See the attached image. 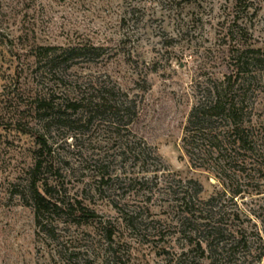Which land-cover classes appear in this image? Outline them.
Listing matches in <instances>:
<instances>
[{"label":"rangeland","instance_id":"1","mask_svg":"<svg viewBox=\"0 0 264 264\" xmlns=\"http://www.w3.org/2000/svg\"><path fill=\"white\" fill-rule=\"evenodd\" d=\"M38 46L85 50L49 72ZM250 50L264 58V0H0V264H264L260 68L232 77L246 149L218 155L187 131ZM103 100L121 123L85 108ZM215 127L221 146L228 125ZM38 158L61 206L44 232Z\"/></svg>","mask_w":264,"mask_h":264},{"label":"trees","instance_id":"2","mask_svg":"<svg viewBox=\"0 0 264 264\" xmlns=\"http://www.w3.org/2000/svg\"><path fill=\"white\" fill-rule=\"evenodd\" d=\"M84 50L85 47L83 48L79 46L67 48L38 46V48H36V55L39 58V66L51 72L54 67L58 66V64L75 61ZM248 53L250 56L241 54L238 57L234 65L235 71H233L230 76H227L225 82H222L220 87H216L212 91L210 101L195 106L189 116L187 131H194L195 135L190 138H205V140L210 144V147H212L214 152L218 155H223L224 151H229L230 149L228 148V145L231 146L232 149L237 148V150L246 149V147L249 146L248 137L246 135L247 131L240 125L242 108L239 107V96L233 92L234 82L237 79L240 80L246 75H250L248 74V71H250V68L253 66L259 67V72L264 74V58L258 55L259 52H256L255 50H250ZM233 75L236 76V80L234 82H232ZM250 77V79H253L252 75H250ZM48 101L49 100L46 98L40 101L38 107H42V109L38 108V110H43L45 113H48L52 107V105L49 106ZM242 103L244 102H241V104ZM68 107L75 112L79 109L80 103L72 102ZM85 108L90 109V114H96L99 111H109L115 116L117 121L120 117H122L121 114L124 111L122 104L111 102L110 100H103L97 104L88 103ZM121 121L122 120L119 119L118 122L121 123ZM220 121H225L228 125V128L224 133V141L221 143V146L217 143L219 140L218 137L221 134L216 133L217 128L215 127ZM41 139L43 140L41 144L46 146V141L43 138ZM186 141L187 137L183 138V142L186 143ZM42 152H44V150L41 151V153ZM45 163L46 162L43 158L37 159L34 167L33 179L30 182V198L35 211L36 225L41 232H44L47 229L48 222L46 221V217L53 211L61 208L60 204L48 198V196L51 195L50 191L52 188L47 187L44 192L40 191V180L37 178V175L43 169ZM186 207H188V205H186ZM107 233L109 241H112L113 233L111 231H107ZM203 233L218 239L219 237H222L223 229L205 224ZM208 244L207 246L209 247V251L214 252L215 248L213 243L211 242ZM198 247L204 251L203 244L198 243ZM113 254L112 263L118 264L121 259L118 257L117 252H113Z\"/></svg>","mask_w":264,"mask_h":264}]
</instances>
